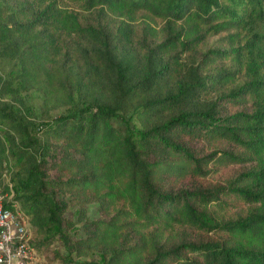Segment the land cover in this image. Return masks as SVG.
<instances>
[{
	"label": "trees",
	"instance_id": "trees-1",
	"mask_svg": "<svg viewBox=\"0 0 264 264\" xmlns=\"http://www.w3.org/2000/svg\"><path fill=\"white\" fill-rule=\"evenodd\" d=\"M74 1L90 11L0 0V56L15 60L19 84L39 90L48 109L82 87L80 105L41 123L0 111V161L13 158L7 167L18 170L13 188L2 176L0 186L5 204L26 217L38 255L47 264H264V79L235 83L254 71V46L264 45L230 33L229 49L202 55L205 79L190 87L182 59L209 32L264 23V0ZM110 40L144 51L155 42L165 73L132 84L121 66L112 81L87 72L111 71ZM230 55L232 63H219ZM152 77L154 97L138 104ZM12 81L3 78L0 93ZM174 82L181 86L171 92ZM226 89L205 109L156 122ZM191 181L202 186H181ZM69 203L82 236L68 232ZM94 252L98 259L78 258Z\"/></svg>",
	"mask_w": 264,
	"mask_h": 264
},
{
	"label": "rangeland",
	"instance_id": "rangeland-1",
	"mask_svg": "<svg viewBox=\"0 0 264 264\" xmlns=\"http://www.w3.org/2000/svg\"><path fill=\"white\" fill-rule=\"evenodd\" d=\"M10 1V0H8ZM58 4L69 9L80 12L81 14L88 13L90 10L85 9L79 2L74 0H57ZM237 32L240 37L241 43H245L248 36L254 37V43L256 45H264V23L251 21L244 26L241 30L239 29H229L221 30L218 33H208L203 39L194 46L189 51H184L182 53V59L187 62L188 68L190 71L185 79H183V85H195L198 81H203L205 79L204 72L198 71L197 66L206 51H217V50H226L230 48V43L228 42V35L230 33ZM155 42H152L150 48L146 51L140 50L135 44L130 47H118L114 44L113 41H109L108 50L112 54L113 64L111 65L112 69L108 73H100L94 71L92 66L84 67L87 72H94L99 79L102 80H113L117 74V69L121 66V73H123L124 78L127 80V83L135 84L144 80L150 72H155L154 75L162 76L165 72V69L168 65V59L166 56H159L152 51V47ZM257 46H254V71L251 69H244L236 80V84H239L247 79H250L251 76H254V79H264V46L257 49ZM217 49V50H216ZM219 63L228 64L232 63L231 55L220 60ZM17 70V64L15 60L9 57L0 56V81L3 78L12 79L13 89L9 92L0 93V111H10L13 114H16L22 121L28 123H41L42 121L51 119L54 115L60 113H65L75 107V105H80L82 100V87H76L73 89V96L69 98L60 106L55 108H45L43 104L42 94L39 90L22 87L18 79L15 78V71ZM235 85V84H234ZM154 82L152 80L148 82V87L145 94L139 99L138 104L143 103L147 99L154 97ZM181 86L178 83H172L169 91L176 92L178 87ZM187 86V87H188ZM233 86V85H231ZM230 86V87H231ZM224 92H213L210 97L201 98L198 100H190L185 103L175 105L174 107L166 110L156 122H163L169 120L171 117L177 115L178 113L189 110V109H205L208 106L213 105L216 98ZM217 109H220V106L217 105ZM9 163H13V158L9 159ZM5 162L0 161V176H2V182L9 181L12 184V176L14 172L18 171L14 167L8 168ZM240 168V167H239ZM181 186L186 188H196L201 187L202 184L199 181H191L189 183H183ZM14 196V191L12 194ZM19 203V201H18ZM98 202L93 200L88 203L87 206V216L91 219L97 214ZM77 209L76 206L68 204L66 211L64 212L67 215L72 216L74 220L73 225L68 228L70 235L79 237L85 234L86 227L82 220H79L78 217H75ZM100 254L94 252L88 255L79 256V259H98ZM35 264H47L43 255L39 254ZM55 264H62L60 261L55 262Z\"/></svg>",
	"mask_w": 264,
	"mask_h": 264
},
{
	"label": "built area",
	"instance_id": "built-area-1",
	"mask_svg": "<svg viewBox=\"0 0 264 264\" xmlns=\"http://www.w3.org/2000/svg\"><path fill=\"white\" fill-rule=\"evenodd\" d=\"M7 196L0 186V264H33L38 252L29 241L27 219L21 211L5 204Z\"/></svg>",
	"mask_w": 264,
	"mask_h": 264
}]
</instances>
